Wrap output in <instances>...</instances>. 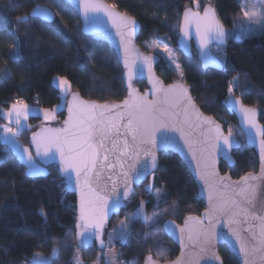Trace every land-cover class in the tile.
I'll return each mask as SVG.
<instances>
[{
	"label": "trees",
	"instance_id": "1",
	"mask_svg": "<svg viewBox=\"0 0 264 264\" xmlns=\"http://www.w3.org/2000/svg\"><path fill=\"white\" fill-rule=\"evenodd\" d=\"M105 1L140 24L137 45L147 53L151 52L144 49V43L158 37L170 36L176 45L182 13L194 6V0ZM210 2L220 22L227 30H233L241 13V1ZM37 6L52 10L54 22L46 24L29 18ZM224 51L221 71L202 70L193 50L189 57L178 52V59L181 81L189 87L196 105L221 123L227 133L230 128L237 133L238 148L232 154L235 167L230 169L221 163L219 170L238 179L256 172L258 161L225 104L234 95L244 105L258 109L259 121L264 125V34L241 39L231 36ZM122 73L114 52L107 45L84 37L77 15L62 0H0V110L8 109L17 100L41 110H54L60 104L54 81L60 78H66L72 92L85 100L121 102L126 98ZM156 74L166 85L178 79L161 59ZM135 87L141 92L146 89L143 82ZM57 117L58 123L62 122L64 112ZM5 124L0 111V130ZM29 124L34 128L21 130L17 135L20 145L28 149L29 138L41 121L30 117ZM148 183L152 191L146 197V215L150 217L156 211L154 195L159 192L163 203L158 210L161 219L151 225L138 217L132 220L129 240L118 247L119 261L124 264H143L147 256L160 263L174 260L178 249L164 234L163 222L181 224L186 217L200 215L205 209L194 181L176 155L160 154L157 171ZM146 184L136 190L135 197L110 225L141 208ZM76 215V198L64 190L57 168L45 169L40 176L28 175L17 154L0 139V264H28L34 254L51 256L53 247L59 251L49 264H76L77 259L82 264H102L101 250L78 248ZM219 254L223 264H238L227 248L221 247Z\"/></svg>",
	"mask_w": 264,
	"mask_h": 264
},
{
	"label": "snow or ice",
	"instance_id": "2",
	"mask_svg": "<svg viewBox=\"0 0 264 264\" xmlns=\"http://www.w3.org/2000/svg\"><path fill=\"white\" fill-rule=\"evenodd\" d=\"M78 3L84 21L91 30H98L105 35H111L107 28L109 21L112 27L116 29V35L120 37L119 43L124 52L129 87H131V80L135 74H142L145 68L149 72L151 71L153 57L141 58L137 55L136 59L132 61H129L128 58L129 44L137 28L135 18L129 17L126 13L116 12V5L104 3V0H78ZM197 7L199 8V4ZM255 12L256 0H251L250 9L246 8L243 15L248 17ZM34 14L51 18V14L46 9L34 10ZM260 15L264 16V5L260 6ZM105 17L107 20L104 19ZM23 20L26 21V17ZM193 26L201 48H207L212 41L223 42L228 35L223 24L217 18L215 9L210 5L203 9L202 15L199 10L185 9L181 29L185 37L191 34L190 30ZM157 47H159L158 43ZM163 47L174 62L173 54L168 45L165 44ZM212 62L222 63L223 61L222 58L217 57L213 58ZM176 67L179 68V64ZM152 83L155 91L161 93L162 96L154 101H149L147 97L139 95L135 89H132L129 98L122 102L123 110L114 116L109 113L114 108H121L120 104L90 103L81 100L78 95H73L72 105L68 107L69 117L64 121L65 126L63 128L42 129L41 133H37L32 138L37 155H43L50 159H55L58 155L60 170L65 175V183L71 181L80 188L79 223L77 225L80 231L77 235L81 238V246L87 245L93 236H102L103 225L109 212L118 209L121 206L122 198L127 197L132 192L129 173L124 171L126 158L130 157L132 160V163L128 165L129 170L135 172L132 179L142 180L144 176L152 174L157 166L155 148L159 147L164 151L170 147L181 149L177 137L170 134L175 132L180 133L184 144L188 146V150L192 152L193 158H195V152L192 150L193 142L189 138L188 132L185 131V126L189 128L195 126L201 129L202 143L205 145L201 151L207 154L203 165L205 171L202 172L201 179L209 188V202L211 203L215 196L220 204L214 206L212 212L205 214L207 225L204 220L198 217H188L185 221V227L179 229L180 238L183 240V234L187 230L188 240L191 241L195 238L204 244H210L214 235L215 226L212 223V216L215 212L231 213L232 217L242 215L247 218L245 222H248L247 232L250 233L251 243L241 239L237 230H233V235L236 237L239 251L243 253V264H250L249 256L256 257L257 254H259L260 264H264V211H258L253 203L256 197V185L248 183L262 177L248 173L240 178V181L244 182L242 185L240 181L234 182V185L224 183L225 180L230 179L226 177L217 176L216 179H210L209 177L216 174H205L209 167V160L215 151L223 150L227 155L226 149L231 148L234 144L231 130L229 129L228 135L225 136L214 119L202 117L184 85L172 84L165 88L158 80H153ZM59 85L61 87L68 86L69 81L66 78H60ZM161 105H167V107ZM240 110L249 129L254 130L255 136L260 137V155L264 160V126L257 123L255 109L240 105ZM29 112V106L23 101L17 100L11 104L8 111L3 112V116L10 123L19 127L21 121L27 119ZM181 116H183V120L180 119ZM193 116L196 117L197 122L195 123ZM44 118L46 120L55 119V114L49 110H44ZM204 124L209 125L206 131L203 130ZM122 128L124 129V139L121 144L119 137ZM2 133L4 142L15 146L13 138L19 135V132L5 125L2 128ZM109 139L111 140V147L101 153V149L105 148V140ZM110 152L114 154V162L109 161ZM141 152L145 157L142 163L140 162ZM24 153L27 154V174L33 176L39 174V170L34 167L31 151L24 148L21 156ZM137 163L140 165L138 170H136ZM212 163L214 166V162ZM117 164H119L125 183V190L122 194L116 192L114 181L111 193L99 186V177L103 168L115 169ZM197 167L200 168L199 163ZM261 172L264 174V165H262ZM146 190L152 191L150 186ZM156 196L159 198L160 193L157 192ZM137 214L144 215L142 207L138 209ZM41 215H45L43 211H41ZM145 220L147 221L146 216ZM251 221L258 223H251ZM229 223H239V221L230 218ZM125 224L126 221H121L122 227L118 232L121 240L126 239L128 235L125 231ZM166 227L172 231L177 228L171 222H167ZM89 229L93 231L89 232ZM86 233L88 234L86 235ZM100 245L102 248L105 247L103 239H100ZM53 250L59 251L58 248ZM36 255L39 256L40 254L37 253ZM214 259L219 260L220 258L215 256ZM148 261L149 264H155L151 257H148ZM38 264H48V262L41 260ZM76 264H82V262L77 259ZM174 264H181V262L178 259Z\"/></svg>",
	"mask_w": 264,
	"mask_h": 264
},
{
	"label": "water",
	"instance_id": "3",
	"mask_svg": "<svg viewBox=\"0 0 264 264\" xmlns=\"http://www.w3.org/2000/svg\"><path fill=\"white\" fill-rule=\"evenodd\" d=\"M62 1L67 6H69L77 15L78 20H79V24H80V31L84 37L89 38L94 42L105 44L114 52V55L116 56V58L120 64V67L122 69V72H123L122 73V79H123L124 87L126 89V98L125 99L129 98V93L132 89H135L139 95L147 97V99L149 101H154L158 97L162 96L161 93L156 92L155 89L153 88V83H152L153 80L160 81L165 88L168 85H172V84H182L187 88L188 94L191 96V92H190L189 87L183 81L177 79L173 83L166 85L163 82V80L157 76L156 66L160 62V57L157 56L156 54L144 52L137 45V38H138L139 33H140V24L137 21H136V23H137L136 31H135L134 35L132 36L130 44H129V49H130L129 56H128L129 61L136 59L137 55H139V57H141V58L145 57V56L153 57V60L151 63V71L149 72V70L147 68H145V70L142 74H139V73L135 74L131 80V87H129V81L127 79V68L125 67V63H124V60H125L124 52H123L122 46L119 43L120 37L116 35V29L112 27L111 22L109 21L107 23V28H108L109 32L111 33V35H105L103 32L98 31V30H91L89 28V26L87 25V23L84 21L83 13L80 9L78 0H62ZM104 3H107V2L104 0ZM107 4H109V3H107ZM207 6H209V5H205L204 8ZM211 7H213V6H211ZM41 9H46L51 14V18L48 19L42 15L34 14V10L38 11ZM203 9L200 11L201 15L203 14ZM192 10L197 11L194 9H192ZM115 11L118 13H121L116 8H115ZM184 11H183V13H184ZM183 13H182V16L180 19L179 32H178V37H177V41H176V46H177L179 52L184 57H189L192 53V50H193L197 56V59L201 65L202 70L221 71L223 69V64L212 62V59L216 58V57L212 54L211 48L212 47L225 48L227 45V42H228L227 36L225 37L223 42L212 41L208 44L207 48H201L200 43H199V39L195 33V27L194 26L190 30L191 34L189 36L185 37L183 35V33L181 31V29L183 27ZM215 13H216V10H215ZM121 14H123V13H121ZM216 16H217V13H216ZM29 18L39 20V21L46 23V24H51L54 22L56 16H55V13L52 10H50L49 8L44 7V6H37L30 12ZM217 18H218V16H217ZM104 19L107 20V17H105ZM224 29L227 33V29L225 28V26H224ZM206 59H207V62H205ZM137 63H139V61H137ZM140 82H143L146 85V89L143 92H141L137 87H135V84L140 83ZM73 95H78V97L83 101H87L90 103L94 102V101H88V100L83 99L80 96V94L77 92H72L66 100V104H65V107L63 110V112H64L63 121L60 122L59 124H44L43 123L40 126H38L33 131V133L31 134V136L29 138V150L32 153V158H33L34 162L37 165H39L41 168L48 169V168L53 167V166L56 167L57 168V174L62 179L64 190L66 192H68L69 194L75 196V198H76V214H77L76 215V223H75L76 244L80 249L88 250V249L94 247V244L96 245V247L99 250L105 249V247H103V248L101 247L100 239H103L105 241L106 234L110 228V224H111V221L113 220V218L117 217L121 213V211H123L126 208L127 204L135 197L136 190L138 188H141L144 184H146L150 180L151 176H153L154 173L157 171L160 154L176 155L180 158L182 163L185 165V167L188 170L192 180L195 183L196 190H197V196H198L199 200H201L205 206L204 211L200 215L191 216V217H198L201 220H204L205 224L207 225V219L205 218V214L212 212L214 206H219L220 201L214 196L211 203L209 202V188L205 184V181L201 179V174H202V172L205 171L203 165L205 163V157L207 155L206 153L201 151V149L205 147V145L202 143L203 137L201 136V129L197 128L195 126L190 127V128L188 126H185V131L188 132L189 138L193 142L192 143V150H193V152H195V158H193L192 152H190L188 150V146L186 144H184V141L180 137V133H178V132L170 133V134L175 135L177 137V139L179 140V144L181 145L182 150L178 149L176 147H170L167 151H164V150L160 149L159 147L155 148L154 151H155V154L157 157V166H156V168L152 174H148V175L144 176L142 180L132 179V177L135 175V172L130 171L129 167H128V165L132 163V160L130 157L126 158L124 171H128V173H129L130 187L132 189V192L127 197L122 198L121 206L118 209H116L115 211L109 212L107 219L103 225L102 236H100V237L93 236L87 245L81 246V243H80L81 238L77 235V233L80 231V229L77 227V225L79 223L80 188L74 182L70 181L68 183H65V175L60 170L58 155L55 159H50L48 157H44L43 155H37V153L35 151V144L33 143V140H32L33 136L36 135L37 133H41L42 129H45V128H53V129L63 128L65 126L64 121L67 120L69 117L68 107L72 105ZM191 98H192V96H191ZM124 100H122L121 102L108 103V104H120L121 105V108H119V109L114 108V109H112L111 113H109V114L114 116L117 112L122 111L123 110L122 102ZM192 100H193V98H192ZM194 103H195V101H194ZM97 104H105V103H97ZM225 105L229 109V111L235 116L237 126H238L239 130L242 132L247 146L250 149H252L254 151V153L256 154L257 161H258V168H257L256 172H251V173L254 176L262 177V178L258 179V180L249 181L248 183L256 185V197H255L253 203L255 204L256 209L258 211H264V174H262V172H261L262 165H264V160H262L261 155H260V147H259L260 137L255 136L254 130L249 129L246 121L244 120L243 114L240 110V105H243L246 108H251V107L244 105L240 99H237L234 96H230L227 99ZM161 106L167 107V105H161ZM195 106L197 109H199V112L202 114V117H205V118L211 117L212 119H214V121L220 126L223 134L225 136L228 135V133L224 130L223 125L221 123H219L212 116H208V115L204 114L200 110V108L196 105V103H195ZM252 109H255V108H252ZM255 110L257 112L256 121L258 124L262 125L259 121L260 111L258 109H255ZM180 119L183 120V116H181ZM193 121H194V123L197 122L195 116H193ZM125 123H126V119H125ZM262 126H264V125H262ZM208 127H209V125L204 124L203 130L206 131ZM123 133H124V129L122 128L121 129V135L119 137V141L121 144H122V141L124 139ZM232 138L234 139V144L231 148L226 149L227 155H225V151H223V150L222 151H215L209 160V167H208L207 172L205 174H207V173H215L216 174V175L209 177L210 179H216L217 176L230 178L228 180H225L224 183L234 185V182L240 181L241 177L238 179H233L229 173L222 174L219 170V166L221 163L226 164L228 166V168H230V169H233L235 167V161L233 159L232 154H233V151L238 148V141H237V138L235 135H232ZM110 147H111V140L110 139L105 140V148L101 149V153H103L107 148H110ZM144 159H145V157L143 155V152H141L140 162L142 163ZM109 161L114 162V154L111 152L109 153ZM212 162H214V166H213ZM101 163H103V162H101ZM198 163L200 164V168L197 167ZM139 167H140V165H139V163H137L136 164V170H138ZM98 169H99V165H98ZM247 174H245L244 176H246ZM73 176H74V173H73ZM109 177H111V179H108ZM113 181L115 182V185H116V192L118 194H122L125 190V183H124V178L121 175V169L119 167V164H117V167L115 169H110L107 167L103 168L101 175L99 177V186L101 188H104L109 193H111ZM240 183L242 185L244 182L240 181ZM221 191H224V189H221ZM110 207H111V205H110ZM188 217H190V216H188ZM188 217H186L181 222V224H178V223L174 222L173 220H166L162 224V229H163L164 234L177 247L178 256L174 260H172L170 262H166V263L157 262L152 258V256H147L143 264H149L148 257H151L152 261L155 262V264H174V262L177 261L178 259L180 260L181 264H221L222 258L219 254V249L221 247L227 248L229 253L237 260L238 264H243L244 256H243V253H241L239 251V245L236 242V237L233 235V230L239 231L241 239L251 243L250 233L247 232L248 222H245L247 219L246 217H244L242 215L232 217L231 213L225 214L223 212H215L212 216V223L215 226L213 229L214 235H213V238H212L210 244H204V243H202L201 240L195 239V238L191 241L188 240L187 230L183 234V240H181L179 229L185 227V221L188 219ZM230 218L238 220L239 223L230 224L229 223ZM167 222H171L173 225L177 226L176 230L172 231L170 228H167L166 227ZM251 223H258V222L251 221ZM88 231L92 232L93 230L89 229ZM87 234L88 233H86V235ZM104 244H105V242H104ZM202 248L204 249L203 251H202ZM215 256H218L220 259L215 260L214 259ZM258 256H259V254H257L256 257L249 256L248 259L250 261V264H260ZM222 264H223V261H222Z\"/></svg>",
	"mask_w": 264,
	"mask_h": 264
},
{
	"label": "rangeland",
	"instance_id": "4",
	"mask_svg": "<svg viewBox=\"0 0 264 264\" xmlns=\"http://www.w3.org/2000/svg\"><path fill=\"white\" fill-rule=\"evenodd\" d=\"M241 1V13L240 15L236 18L235 21V26L233 28V30H227V38H230L231 36H234L237 39H241L243 37H247V38H253V37H259L260 35L264 34V16L260 15V6L264 5V0H256V12L255 13H251L248 17H244L243 13L244 10L246 8L250 9L251 7V0H240ZM199 4V8L197 7V5ZM205 5H211L210 0H194V6L193 9L194 10H202L204 8ZM179 32V31H178ZM178 37V34H177ZM157 43L159 44V47H157ZM167 44L169 50L172 52L173 57H174V62H173V58L169 57L168 53L164 51V45ZM144 49L148 52H151L153 54H156L157 56L160 57V59L164 62V64L167 66V68H170L171 70H173V72L176 74L177 78L179 80H182V76H181V65L178 59V48L176 45H174V41L171 40L170 36L169 37H158L155 39H151L150 41L144 43ZM211 52L212 54L217 58L220 57L222 58V64H224L225 62V51L224 48H219V47H212L211 48ZM147 53V52H146ZM179 64V68L176 67V65ZM59 80L60 79H56L54 81V85L55 87L59 90L60 93V104L51 112H53L55 114V119H51L49 122H44L41 121V124H59L58 122V117L57 115L62 112L64 110L65 104H66V100L68 98V96L72 93L71 87L70 85L65 86V87H61L59 85ZM230 94H232V92H230ZM232 96V95H230ZM234 96V95H233ZM5 110V109H4ZM37 110V109H35ZM3 111V110H2ZM7 110L3 111L6 112ZM42 119H44V116H41ZM29 121V120H28ZM30 128L27 130H31V128L33 129L34 127L32 125H30ZM231 130L232 135L236 136V132L234 130ZM229 131V130H228ZM239 134L241 132H238ZM238 134V135H239ZM26 148V147H25ZM26 157V155L24 156ZM34 167L39 170V174L34 175V176H40V175H44L45 174V169L41 168L39 165H37L34 161H33ZM27 172H28V168ZM33 176V175H30ZM149 186L151 187V184L148 183L143 187V191H144V196L141 199V207L143 209V213L144 215H138V211L132 215V216H128V217H123V219H120L118 221H116L114 224L110 225V229L106 234L105 237V251L102 253V258H103V263L102 264H121L119 260H121L119 258V250L118 247L120 245H122L124 242H127L131 236V229H130V224L132 223V220L134 218H140L142 222H144L147 225H151L157 221H159L161 219V213H158L159 210V206L163 205L162 203V195L159 196V198H157L156 194L154 195V204H155V208L156 211L152 213V216L150 215V217H148V215H146V211H145V206H146V197L150 194L149 191H147L146 189L149 188ZM168 212V211H166ZM165 214V213H164ZM145 216L147 217V221L145 220ZM164 217V215H163ZM121 221H126L125 224V231L127 232V237L124 240H121L118 236V232L121 229ZM155 221V222H153ZM116 230V231H114ZM54 248H58V247H53ZM79 248V247H78ZM52 249V253L51 256H44L42 254H40L39 256H37L36 254H34L32 256V258L29 259V263L28 264H38L39 261L41 260H46L49 263H51L52 259L57 255V251H54ZM101 264V263H100Z\"/></svg>",
	"mask_w": 264,
	"mask_h": 264
},
{
	"label": "crops",
	"instance_id": "5",
	"mask_svg": "<svg viewBox=\"0 0 264 264\" xmlns=\"http://www.w3.org/2000/svg\"><path fill=\"white\" fill-rule=\"evenodd\" d=\"M10 109V107L8 108V109H5V110H9ZM29 109H30V112H29V114H28V116H27V119L26 120H22L21 121V125L19 126V127H17L14 123H10L9 122V120L8 119H6V118H4V116H3V111H5V110H3V111H1V116L3 117V119L5 120V125H8V126H10V127H12V128H14V130L15 131H17V132H20L21 130H26V129H29L30 128V126H29V118L30 117H37V118H40L42 121H44V122H49L51 119H48V120H46L45 118L44 119H42V117L41 116H44V110H41V109H38V108H34V107H30L29 106ZM35 109H37V110H35ZM4 125V126H5ZM0 139H1V141L8 147V148H10L14 153H16L17 154V156L19 157V159L21 160V162L26 166V168H27V165H26V157H27V154L26 153H24L23 154V156H21V153H22V151H23V149L25 148V147H23V146H21L20 145V143L18 142V140H17V136H15L13 139L15 140V146L14 145H12V144H9V143H5L4 142V138H3V133H2V129L0 130ZM28 149V148H27ZM26 155V157H24ZM34 161V160H33Z\"/></svg>",
	"mask_w": 264,
	"mask_h": 264
},
{
	"label": "flooded vegetation",
	"instance_id": "6",
	"mask_svg": "<svg viewBox=\"0 0 264 264\" xmlns=\"http://www.w3.org/2000/svg\"><path fill=\"white\" fill-rule=\"evenodd\" d=\"M94 247H96V245L94 244ZM93 247V248H94ZM97 248V247H96ZM105 248H106V246H105ZM102 252H104L105 251V249L104 250H101ZM100 253V252H99ZM95 264H100V262L99 261H97Z\"/></svg>",
	"mask_w": 264,
	"mask_h": 264
},
{
	"label": "built area",
	"instance_id": "7",
	"mask_svg": "<svg viewBox=\"0 0 264 264\" xmlns=\"http://www.w3.org/2000/svg\"><path fill=\"white\" fill-rule=\"evenodd\" d=\"M120 263H121V264H124V262H123V261H120Z\"/></svg>",
	"mask_w": 264,
	"mask_h": 264
}]
</instances>
